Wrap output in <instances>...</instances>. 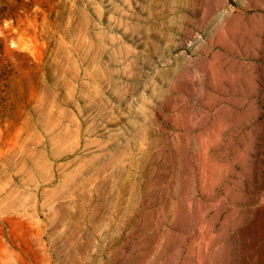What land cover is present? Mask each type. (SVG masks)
<instances>
[{
	"label": "rangeland",
	"instance_id": "obj_1",
	"mask_svg": "<svg viewBox=\"0 0 264 264\" xmlns=\"http://www.w3.org/2000/svg\"><path fill=\"white\" fill-rule=\"evenodd\" d=\"M0 264H264V0H0Z\"/></svg>",
	"mask_w": 264,
	"mask_h": 264
}]
</instances>
